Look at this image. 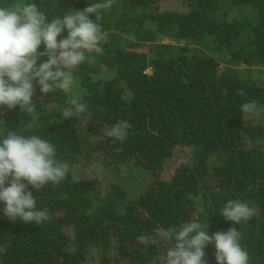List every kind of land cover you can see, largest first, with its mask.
<instances>
[{"label":"trees","instance_id":"1","mask_svg":"<svg viewBox=\"0 0 264 264\" xmlns=\"http://www.w3.org/2000/svg\"><path fill=\"white\" fill-rule=\"evenodd\" d=\"M95 2L0 6L35 3L50 21ZM100 15L103 54L74 70L71 93L41 100L36 86L33 113L0 107L7 129L48 140L69 164L60 184L29 186L49 221H10L0 202V264H159L172 244L148 246L138 237L189 220L208 221L209 235L235 227L249 264H264V0H115ZM73 98L91 119H63ZM248 101L262 110L241 112ZM34 119L41 127L26 130ZM120 120L131 128L113 143L104 132ZM97 163L105 187L85 176ZM228 200L247 202L255 215L233 225L220 216ZM205 253L206 264H216L214 246Z\"/></svg>","mask_w":264,"mask_h":264},{"label":"clouds","instance_id":"2","mask_svg":"<svg viewBox=\"0 0 264 264\" xmlns=\"http://www.w3.org/2000/svg\"><path fill=\"white\" fill-rule=\"evenodd\" d=\"M114 3L115 0H101L50 21L35 3L0 6V107L13 110L18 106L20 112L33 113L36 86L42 93L41 100L58 90L71 93L77 86L74 70L86 64L92 58L91 54H103L100 10H110ZM93 15L95 20L90 18ZM64 30H67L66 38L58 40ZM42 44L44 51L38 52ZM43 56L47 60L38 63ZM238 94L246 95L243 89ZM53 107L59 108V105L53 104ZM240 110L250 114L262 109L255 101H248ZM92 115L89 107L77 98L71 100V107H64L61 112L65 120L74 117L91 119ZM0 124L4 126L0 128L3 215L10 221L19 219L24 224L47 222L51 219L49 211L37 209L36 197L28 190L29 186L38 191L49 183L60 184L67 179L69 164L56 158L55 146L48 140L36 134L25 135L7 129L3 120ZM40 127L38 119L25 126L26 130ZM130 128V123L120 120L108 127L104 136L113 143H123ZM98 155L102 156L103 152ZM95 170L102 172L103 165L97 163ZM255 212V207L247 202L228 200L220 216L233 225H240ZM208 227V221L189 220L179 229L174 226L157 229L155 236L145 234L138 240L161 248L172 244L164 255L159 256V264H206L205 248L210 244L215 248L216 264H249V254L241 245L239 230L229 227L209 235Z\"/></svg>","mask_w":264,"mask_h":264},{"label":"rangeland","instance_id":"3","mask_svg":"<svg viewBox=\"0 0 264 264\" xmlns=\"http://www.w3.org/2000/svg\"><path fill=\"white\" fill-rule=\"evenodd\" d=\"M162 42H165V43H166V42H167V39H163ZM145 72H146V73H150V68L146 69ZM88 164H89L90 166L93 165V163H90V162H88ZM85 168H86V167L83 166V169H85ZM80 171H81V170H80V165H76V166L74 167V172H75V173H80ZM125 173H126V172H125ZM125 173H124V174H125ZM92 175H95V176H97V177L99 178V181H100V184H101L100 186H101V187H105V186L107 185V180L103 179L102 176H100V173H99V172L97 173V171H96V173L93 174L92 172H90V170H88V169L85 170V176H86V177H90V176H92ZM120 175H122L121 171H120ZM149 179H150V178H147L146 181H148Z\"/></svg>","mask_w":264,"mask_h":264}]
</instances>
